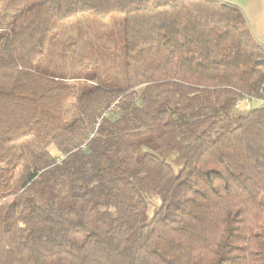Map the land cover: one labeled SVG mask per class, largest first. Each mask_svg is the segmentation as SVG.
<instances>
[{
  "label": "trees",
  "instance_id": "1",
  "mask_svg": "<svg viewBox=\"0 0 264 264\" xmlns=\"http://www.w3.org/2000/svg\"><path fill=\"white\" fill-rule=\"evenodd\" d=\"M86 13L122 14L121 83L38 67ZM1 19L0 264H264V106L236 105L264 99V46L241 9L38 0Z\"/></svg>",
  "mask_w": 264,
  "mask_h": 264
},
{
  "label": "rangeland",
  "instance_id": "2",
  "mask_svg": "<svg viewBox=\"0 0 264 264\" xmlns=\"http://www.w3.org/2000/svg\"><path fill=\"white\" fill-rule=\"evenodd\" d=\"M38 0H6L1 15L19 13ZM14 15V14H13ZM122 14L106 17L92 13L79 15L65 22H58L52 30L47 52L38 60L42 72L69 79L94 76L99 81L121 83L124 78V41L122 38ZM76 83V82H74ZM80 83H84L81 81ZM237 102L239 110L261 107L262 99ZM158 204L156 198L148 199V213Z\"/></svg>",
  "mask_w": 264,
  "mask_h": 264
},
{
  "label": "crops",
  "instance_id": "3",
  "mask_svg": "<svg viewBox=\"0 0 264 264\" xmlns=\"http://www.w3.org/2000/svg\"><path fill=\"white\" fill-rule=\"evenodd\" d=\"M241 9L255 41L264 46V0H222Z\"/></svg>",
  "mask_w": 264,
  "mask_h": 264
},
{
  "label": "built area",
  "instance_id": "4",
  "mask_svg": "<svg viewBox=\"0 0 264 264\" xmlns=\"http://www.w3.org/2000/svg\"><path fill=\"white\" fill-rule=\"evenodd\" d=\"M246 100H248V101H253V100H255V99H251V98H246ZM259 102H261L262 103V106H264V99H262L261 101H259Z\"/></svg>",
  "mask_w": 264,
  "mask_h": 264
}]
</instances>
